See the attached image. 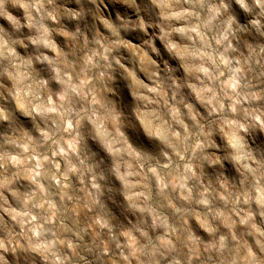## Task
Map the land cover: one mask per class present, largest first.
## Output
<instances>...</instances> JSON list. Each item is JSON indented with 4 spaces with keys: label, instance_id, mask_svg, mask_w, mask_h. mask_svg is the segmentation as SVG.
I'll list each match as a JSON object with an SVG mask.
<instances>
[{
    "label": "clouds",
    "instance_id": "9594fccd",
    "mask_svg": "<svg viewBox=\"0 0 264 264\" xmlns=\"http://www.w3.org/2000/svg\"><path fill=\"white\" fill-rule=\"evenodd\" d=\"M0 264H264V0H0Z\"/></svg>",
    "mask_w": 264,
    "mask_h": 264
}]
</instances>
